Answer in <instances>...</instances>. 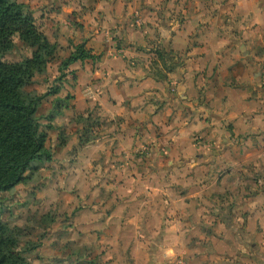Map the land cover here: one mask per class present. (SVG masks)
Wrapping results in <instances>:
<instances>
[{
  "label": "crops",
  "instance_id": "1",
  "mask_svg": "<svg viewBox=\"0 0 264 264\" xmlns=\"http://www.w3.org/2000/svg\"><path fill=\"white\" fill-rule=\"evenodd\" d=\"M23 2L45 6L42 29L70 52L64 59L81 43L95 55L67 69L71 107L114 131L59 147L71 148L72 181L87 184L76 194L69 264L263 256L264 0L261 23L244 20L234 0Z\"/></svg>",
  "mask_w": 264,
  "mask_h": 264
},
{
  "label": "rangeland",
  "instance_id": "2",
  "mask_svg": "<svg viewBox=\"0 0 264 264\" xmlns=\"http://www.w3.org/2000/svg\"><path fill=\"white\" fill-rule=\"evenodd\" d=\"M19 1L23 2V0ZM24 3L45 33L42 29L43 23L40 22V19L45 16L42 13L45 6L41 7L38 3ZM46 6L49 5L46 4ZM54 6L56 4L53 5V9H55ZM65 12L68 13V10ZM14 40V47L5 54V60L20 61L32 56L35 48L27 45L18 36ZM158 48L154 51L155 56L169 71V52L161 48H159L160 52H157ZM69 53L63 48L58 49L54 59L49 62L47 70L37 73L26 89L43 94L61 83V80L57 79L63 73L59 71L60 62ZM64 73L65 77L68 74L70 77L63 79L62 94L47 96L38 110L42 127L48 134L46 145L53 153L52 161L37 163L39 169L30 180L0 193L4 219L11 225L23 228L24 236L21 239V246L32 248L27 253L31 264H69L71 251L75 247L70 227L73 226V219L78 209L76 194L83 191L79 189L80 185L83 187L87 184L83 178L72 181L70 175L71 148L68 152L65 150L61 152L59 147L65 139L69 142L76 137L75 142L78 140L87 142L102 136L107 138L114 132L111 125L105 120L102 121L97 113L88 117L77 114L76 110H73L71 107L73 96L70 90L73 77L67 70ZM174 90L176 92V89ZM57 115L63 119L61 124H53L52 116L57 118ZM119 122L118 118L113 120L114 124H119ZM238 261L240 263L242 259ZM245 264H264V255L257 253V258L247 259Z\"/></svg>",
  "mask_w": 264,
  "mask_h": 264
},
{
  "label": "trees",
  "instance_id": "3",
  "mask_svg": "<svg viewBox=\"0 0 264 264\" xmlns=\"http://www.w3.org/2000/svg\"><path fill=\"white\" fill-rule=\"evenodd\" d=\"M16 36L35 50L20 61H7L5 54L14 47ZM58 49L24 2L0 0V193L30 180L39 169L37 163L52 161L38 110L48 95L61 92L64 72L72 63L96 58L84 43L78 44L60 63L61 83L43 94L27 90L35 75L47 70ZM23 236L22 227L4 219L0 204V264H31L27 253L32 248L21 246Z\"/></svg>",
  "mask_w": 264,
  "mask_h": 264
},
{
  "label": "clouds",
  "instance_id": "4",
  "mask_svg": "<svg viewBox=\"0 0 264 264\" xmlns=\"http://www.w3.org/2000/svg\"><path fill=\"white\" fill-rule=\"evenodd\" d=\"M236 3V11L240 12L243 11V19L248 20L249 17L255 16L254 23H261L262 21L259 18V12L257 11V8L255 6L256 0H234ZM179 139V137H177ZM159 190H157L158 192ZM129 192H131V189H129ZM255 205H253L254 207ZM169 252L172 255H175V251L173 249H169Z\"/></svg>",
  "mask_w": 264,
  "mask_h": 264
}]
</instances>
